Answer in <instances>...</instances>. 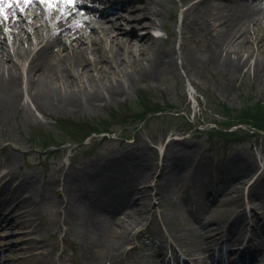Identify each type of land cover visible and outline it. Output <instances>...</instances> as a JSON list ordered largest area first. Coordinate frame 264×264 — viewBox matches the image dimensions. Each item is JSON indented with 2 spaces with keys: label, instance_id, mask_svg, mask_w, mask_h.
I'll return each instance as SVG.
<instances>
[{
  "label": "rangeland",
  "instance_id": "rangeland-1",
  "mask_svg": "<svg viewBox=\"0 0 264 264\" xmlns=\"http://www.w3.org/2000/svg\"><path fill=\"white\" fill-rule=\"evenodd\" d=\"M121 1H126L125 7L114 9ZM236 1L247 5L258 0ZM182 3L183 0H163L161 25L149 30L156 47L172 49L175 69L149 75L146 61L123 65L114 58V67L100 61L96 68L79 74L76 80L80 86L75 81L67 82L68 89L76 92L89 85L106 88L121 84L125 91L117 98L95 100L92 104L82 99L81 106L66 108L35 103L27 89L28 61H20L19 100L0 107V173L6 174L0 186L7 183L3 197L14 201V186L20 180L27 182L33 188L37 208L31 205L33 212L27 216L31 225L21 230L5 227L6 222L1 220L0 264H158L156 244L168 241L187 255L203 258L204 249L196 250L192 243L198 241L204 248L209 235L200 237V232L208 233L219 225L218 235L229 224L225 213L223 218L214 214L220 220L208 218L211 211L219 209H234L242 214L243 223L249 222L256 232L264 230V74L258 78L252 72L255 59L264 66V48L258 50L251 38L240 45L254 49L242 71L230 73L217 66L209 59L208 43L202 33L183 17ZM232 3L212 2L217 19L230 18ZM74 6L86 23L93 24L98 19L104 20H98L96 26L114 22L110 33L119 31L116 40L125 38L123 31L128 32L131 41L134 33L142 35L146 31L145 18L127 23V17L143 6L142 1L76 0ZM103 10L110 13L104 16ZM30 33L32 44L21 43V49L38 48L49 37L48 34L37 44L31 29ZM4 41L14 54L18 40L13 44L6 36ZM141 43L150 56L146 41ZM100 44L104 49L111 48L109 54L116 48L106 36ZM243 55L244 58L246 52ZM87 57L92 60L94 54L87 52ZM13 58L17 59L15 55ZM234 162L241 164V170L231 167ZM110 167L117 171L110 182H122L124 187L112 186L99 198L116 199L132 192L136 198L138 194L143 216L132 221L118 213L117 217L127 221L125 228L115 224L108 234L83 238L85 213L105 218L91 187L98 177L99 184H107L109 179L104 174L113 170ZM157 179L163 188H153ZM213 180L220 188L208 196L215 201L207 204L200 190L207 182L208 186H216ZM253 183L260 185V199L252 196ZM147 184L152 186L145 194L134 192ZM190 201L195 209H191ZM111 203L109 207L116 206ZM31 207L20 206L19 212ZM32 227L41 236L32 232ZM232 233L241 238L238 226L233 225Z\"/></svg>",
  "mask_w": 264,
  "mask_h": 264
},
{
  "label": "bare ground",
  "instance_id": "bare-ground-1",
  "mask_svg": "<svg viewBox=\"0 0 264 264\" xmlns=\"http://www.w3.org/2000/svg\"><path fill=\"white\" fill-rule=\"evenodd\" d=\"M96 1L106 2L108 0ZM138 1H142L143 6L138 7V13L135 15L132 14L133 16H130V18L127 17V23H135L138 19L145 18V20L143 19V29L146 31L142 35H135L134 33L133 41L130 40L128 32L123 30H121L123 31L121 33H124L125 38L120 41L116 40V38L118 39L119 31L116 34L110 33L112 31L110 29L114 27V22L103 25L100 22L96 26L95 24L97 22L104 20L98 19L99 21L94 20L93 24L86 23V18L81 16L77 6H69L66 3L59 2V0H53L52 4L45 2V0H33L32 3L26 4L21 0L18 6L13 0L11 6H9V0L0 3L1 9H3V15L0 16V107L10 106L19 100L22 76V72L20 71L22 62L20 61L23 60L28 61L27 67L30 74L27 78V89L31 92V99L35 103L43 104L49 108L79 107L82 105V99L86 103L92 104L95 100L107 101L110 98H117L118 95L123 94L125 90L121 84H110L106 88H94L95 86L92 87L89 85L87 89L83 88L77 92L68 89V81H75L80 86V82L76 80L80 76L79 74L82 75L86 71L96 68V62L100 63V61H104L109 67H114V58L118 59V62L120 61L123 65L134 61L141 65L143 61H146L149 75L160 73L168 68L175 69L176 64L172 49L156 47L155 38L149 31L150 29L156 30L154 28L157 25H161L162 9L164 8L163 0ZM213 1L215 0H183V17L186 19L189 18L190 21L188 24L192 28L194 27L196 32L202 33L205 41L208 43L209 59L214 64L225 68L230 73L240 72L244 65L247 64L249 58L254 55V49L249 50L244 45L241 47L240 45L252 38L255 40L258 50L264 48V0H258L247 5L239 3L236 0H228L233 2L230 5L233 6V10L230 12V18L228 19H217L218 17L212 11ZM125 5L126 1H121L114 9H122ZM101 12L104 16L110 13L109 10H103ZM5 16L7 19H4ZM227 22L229 23L228 26L226 25ZM218 25H225L226 28L217 30L216 27ZM30 29L37 39V44L47 37L48 34L49 37L38 48L31 49L28 47L25 49L24 47V49H21L23 48L21 47V43L25 44L27 42L30 45L32 44L31 33L29 34ZM6 36L13 41V44L18 40L17 43L15 42L17 47H14V54H12L10 46L4 41ZM105 36L109 37L111 42L116 45L114 52L111 54L108 53L111 48L104 49V46L100 44ZM142 41H146L148 44L147 49L151 51L150 56L145 54V49L141 43ZM87 52L94 54L92 60L87 57ZM245 52L246 55L243 58ZM14 55L17 58L16 60L13 58ZM4 59H7V61L4 62ZM99 67L103 66L101 65ZM142 68L145 69V64ZM252 72L258 78L264 74V66L258 59H255L253 62ZM78 93L83 94L80 95ZM168 144H171V141L166 143V148ZM108 164L111 165L109 162ZM234 165L231 167L241 170L239 169L242 168L241 164L234 162ZM244 171L242 170L240 172ZM262 171L257 175L256 179L259 178ZM116 172L115 168L109 173L107 171L106 173L104 172L105 174H103L109 179L107 184L103 182L99 184L101 177H98L96 185L91 187L93 191L92 196L98 199L97 201L100 202L102 200L99 196L104 191L107 192L112 186H117V184H124L122 182H110ZM160 175L161 173L158 174V178ZM5 177L6 174L0 173V182ZM151 181L154 180L152 179ZM6 185L7 183L3 182L0 186L1 219L6 222L5 227H17L19 229L26 227L27 224H30L29 220L31 219L27 216L32 214V207L37 208L33 188L27 182L20 180L13 188V193L16 197L14 201L19 200L16 204H13V200H7L3 197L2 191L5 190ZM153 185V188H157L158 186V189L164 186V184H158V179ZM151 186V184H147L146 187L143 186L141 187L142 189H139L145 194L147 187L149 189ZM259 186L256 183L250 186L252 196L258 199L261 198ZM202 191L207 190H201L200 192ZM24 192L27 193L26 196H23ZM107 202L109 204L110 201ZM221 204L222 201L217 205ZM31 205L33 206L31 207ZM20 206L31 208H28L24 212H19ZM118 207L120 208L112 207L108 212L110 215L107 214L104 219H101L95 213H85L83 238L92 234H108V232L114 229L115 224H122L125 228L127 221L124 223L122 217H117L118 213H123L125 217H129L132 221L143 216V208L137 202L128 201L125 206L122 204ZM215 213L222 216V218L225 213L224 218L230 224L237 225L241 229L243 216L242 214L236 213L234 209L211 211L208 218H218L220 220V216L214 217ZM128 224H131V222H128ZM218 227L219 225H216L213 231L205 233L207 231L204 230L198 234L200 237H204L206 234L209 235V242L204 248L198 241H193L192 246L196 250L204 249L205 254L208 255L211 244L217 240L218 236L216 232ZM31 231L38 232V229L32 227ZM121 233L120 238L123 239V233ZM232 236L235 237L234 234ZM2 237L0 234V238ZM16 245L17 243L11 244L10 249ZM39 247L44 249L43 245H39ZM22 250L25 251V249ZM36 255L38 256L39 252ZM261 258L256 259L258 264L264 261V256ZM256 262L253 264H256ZM38 264L50 263L40 261Z\"/></svg>",
  "mask_w": 264,
  "mask_h": 264
},
{
  "label": "snow or ice",
  "instance_id": "snow-or-ice-1",
  "mask_svg": "<svg viewBox=\"0 0 264 264\" xmlns=\"http://www.w3.org/2000/svg\"><path fill=\"white\" fill-rule=\"evenodd\" d=\"M5 0H0V3H4ZM11 2L12 0H9V6H11ZM21 2V0H15V3L17 4V6L19 5V3ZM24 3L26 4H30L33 2V0H23ZM45 2H48L49 4L53 3V0H45ZM59 2L61 3H66L69 6H74L76 3V0H59ZM3 15V9H0V16ZM4 19H7V17L5 16Z\"/></svg>",
  "mask_w": 264,
  "mask_h": 264
}]
</instances>
